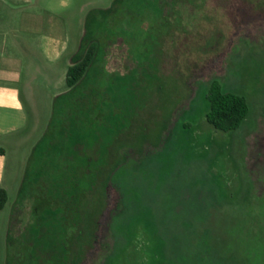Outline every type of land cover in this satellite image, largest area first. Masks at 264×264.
Returning a JSON list of instances; mask_svg holds the SVG:
<instances>
[{
    "label": "rangeland",
    "instance_id": "1",
    "mask_svg": "<svg viewBox=\"0 0 264 264\" xmlns=\"http://www.w3.org/2000/svg\"><path fill=\"white\" fill-rule=\"evenodd\" d=\"M0 1V28L68 44L19 68L0 264H264V0ZM92 11L96 62L70 91ZM215 78L249 98L237 129L208 120Z\"/></svg>",
    "mask_w": 264,
    "mask_h": 264
},
{
    "label": "crops",
    "instance_id": "2",
    "mask_svg": "<svg viewBox=\"0 0 264 264\" xmlns=\"http://www.w3.org/2000/svg\"><path fill=\"white\" fill-rule=\"evenodd\" d=\"M30 18L32 20L34 17ZM55 29L40 24L24 25L13 30L0 28V59L4 65L0 68V182L9 191L8 147L20 140V134L29 124V112L23 94L24 75L19 68H24L26 58L29 54L34 55L37 47L44 46L50 59L57 60L64 55L67 41ZM25 86L32 92L30 78Z\"/></svg>",
    "mask_w": 264,
    "mask_h": 264
},
{
    "label": "trees",
    "instance_id": "3",
    "mask_svg": "<svg viewBox=\"0 0 264 264\" xmlns=\"http://www.w3.org/2000/svg\"><path fill=\"white\" fill-rule=\"evenodd\" d=\"M117 1L121 2L123 0ZM112 9L113 7L111 6L108 8L97 9V11L108 12ZM94 13L95 11H92L89 16L87 33L81 46V48L86 49V52L81 54L79 53L80 51H77L68 70V84L71 88L70 91H73L80 83L86 80L88 73L96 62L98 51L97 40L92 39L89 46H84V40L88 37L89 33H91L90 29L95 21ZM172 26L173 23H171L170 32L172 31ZM163 34L166 35V31L163 32ZM209 98L211 106L207 112V117L208 120L218 129L225 131L237 129L243 125L244 121L250 114L251 104L248 96L243 93L226 90L218 78L213 79L211 82ZM112 173L113 172L108 174L107 178L112 177ZM9 198V190L0 182V210L6 206Z\"/></svg>",
    "mask_w": 264,
    "mask_h": 264
}]
</instances>
